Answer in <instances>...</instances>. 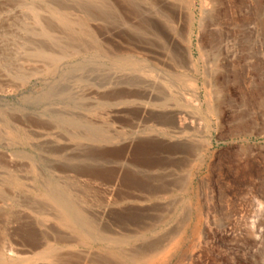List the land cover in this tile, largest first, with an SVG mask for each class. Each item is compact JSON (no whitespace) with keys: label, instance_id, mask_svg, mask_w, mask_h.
Wrapping results in <instances>:
<instances>
[{"label":"rangeland","instance_id":"1","mask_svg":"<svg viewBox=\"0 0 264 264\" xmlns=\"http://www.w3.org/2000/svg\"><path fill=\"white\" fill-rule=\"evenodd\" d=\"M263 17L0 0V264H264Z\"/></svg>","mask_w":264,"mask_h":264},{"label":"bare ground","instance_id":"2","mask_svg":"<svg viewBox=\"0 0 264 264\" xmlns=\"http://www.w3.org/2000/svg\"><path fill=\"white\" fill-rule=\"evenodd\" d=\"M168 5H170V4H168ZM238 5V4H237ZM181 6V5H180ZM167 7V6H166ZM251 7V6H250ZM234 8V7H233ZM178 9V8H177ZM182 9V8H181ZM180 11V10H179ZM205 11V10H204ZM184 13V12H183ZM187 14V13H186ZM247 15V14H246ZM179 17V16H178ZM219 17V16H218ZM262 17V16H261ZM264 18V17H263ZM220 19V18H219ZM262 21V20H261ZM252 23V22H251ZM184 28V27H183ZM219 32V31H218ZM217 33V32H216ZM221 37V36H220ZM259 43V42H258ZM201 44V43H200ZM204 46V45H203ZM183 47V46H182ZM151 52V51H150ZM181 56H183V55H181ZM181 76V75H180ZM217 89V88H216ZM79 175H80V173H79ZM61 215H63V214H61ZM66 216V215H65ZM66 218V217H65ZM62 219V218H61ZM64 219V218H63ZM62 219V220H63ZM68 220V219H67ZM57 258V257H56ZM54 262V261H53Z\"/></svg>","mask_w":264,"mask_h":264}]
</instances>
